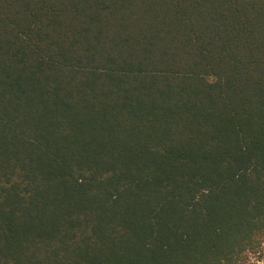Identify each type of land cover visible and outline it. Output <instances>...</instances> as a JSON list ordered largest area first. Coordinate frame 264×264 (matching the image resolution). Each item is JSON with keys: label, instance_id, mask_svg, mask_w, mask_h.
I'll list each match as a JSON object with an SVG mask.
<instances>
[{"label": "trees", "instance_id": "1", "mask_svg": "<svg viewBox=\"0 0 264 264\" xmlns=\"http://www.w3.org/2000/svg\"><path fill=\"white\" fill-rule=\"evenodd\" d=\"M264 0H0V264H254Z\"/></svg>", "mask_w": 264, "mask_h": 264}, {"label": "rangeland", "instance_id": "2", "mask_svg": "<svg viewBox=\"0 0 264 264\" xmlns=\"http://www.w3.org/2000/svg\"><path fill=\"white\" fill-rule=\"evenodd\" d=\"M254 264H264V253L261 258H258L257 256L253 257Z\"/></svg>", "mask_w": 264, "mask_h": 264}]
</instances>
